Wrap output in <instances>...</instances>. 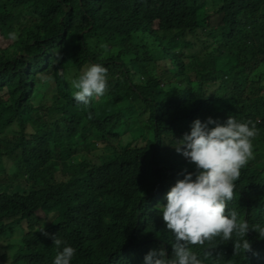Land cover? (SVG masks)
Segmentation results:
<instances>
[{
	"label": "trees",
	"instance_id": "obj_1",
	"mask_svg": "<svg viewBox=\"0 0 264 264\" xmlns=\"http://www.w3.org/2000/svg\"><path fill=\"white\" fill-rule=\"evenodd\" d=\"M91 64L108 87L84 106L68 72ZM262 68L264 0H0V171L15 165V182L0 176V239L13 247L0 264H52L57 234L76 249L71 264H144L161 245L170 256L158 205L195 169L177 141L208 117L256 124L228 207L264 226ZM246 238L248 253L219 240L193 251L264 264V240Z\"/></svg>",
	"mask_w": 264,
	"mask_h": 264
},
{
	"label": "clouds",
	"instance_id": "obj_2",
	"mask_svg": "<svg viewBox=\"0 0 264 264\" xmlns=\"http://www.w3.org/2000/svg\"><path fill=\"white\" fill-rule=\"evenodd\" d=\"M9 38L16 39V33H9ZM102 47L107 50V45ZM107 72L101 64H91L71 79L74 100L88 106L93 98L105 95ZM258 134L252 120L240 122L232 115L224 123L211 117L204 122L200 119L192 122L190 132L177 141L175 150L194 164L195 169L191 172L184 169L180 173L183 178L177 179L166 193V203L158 205L166 230L173 237L171 255L161 245L145 255L144 264H204L193 246L208 249L217 240L232 241L234 255H238L252 251L251 242L246 238L249 232L257 233L258 239L264 240V226L250 225L236 207H228L233 201V182L253 157L252 141ZM40 232L49 235L44 227ZM50 238L58 250L52 264H71L76 249L58 234ZM209 255L211 252L205 251L204 258Z\"/></svg>",
	"mask_w": 264,
	"mask_h": 264
},
{
	"label": "rangeland",
	"instance_id": "obj_3",
	"mask_svg": "<svg viewBox=\"0 0 264 264\" xmlns=\"http://www.w3.org/2000/svg\"><path fill=\"white\" fill-rule=\"evenodd\" d=\"M218 20L219 19L217 17H209L210 23L215 24V23H217ZM83 71H85V70H83ZM68 73H69V77L70 76L78 77L80 75L79 72L75 71V70H71ZM258 74L260 76L264 77V68H262ZM137 77H140V76L138 75ZM126 131H127V134L125 135V138H124L125 143L131 141V139H132V133H130L127 129H126ZM117 143L118 142L116 140L112 142V144L115 146ZM7 163H8V166H6V168L3 171H0V176H6L5 179L11 178L14 180L13 182H15V179L11 174L12 171L10 172V168H12V170L15 172V165H13L14 163L12 164V160H9V159H8ZM11 164H12V166H11ZM4 180H0V182H2ZM19 181L21 183H23L21 180H19ZM25 229H26V221L23 220V222L21 223L19 228L16 229L15 231L22 234ZM11 245H12V242L10 241L9 238L0 239V256L3 258L4 262L7 261L8 257L11 255V253L13 251V247Z\"/></svg>",
	"mask_w": 264,
	"mask_h": 264
}]
</instances>
